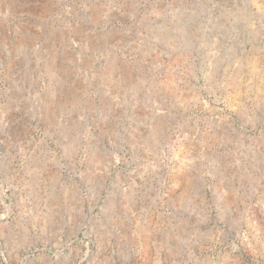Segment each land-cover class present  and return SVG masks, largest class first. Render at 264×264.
I'll return each instance as SVG.
<instances>
[{
	"label": "rangeland",
	"instance_id": "1",
	"mask_svg": "<svg viewBox=\"0 0 264 264\" xmlns=\"http://www.w3.org/2000/svg\"><path fill=\"white\" fill-rule=\"evenodd\" d=\"M0 264H264V0H0Z\"/></svg>",
	"mask_w": 264,
	"mask_h": 264
}]
</instances>
